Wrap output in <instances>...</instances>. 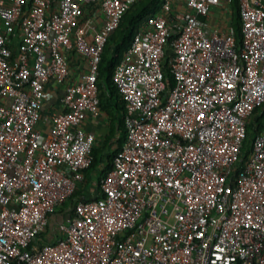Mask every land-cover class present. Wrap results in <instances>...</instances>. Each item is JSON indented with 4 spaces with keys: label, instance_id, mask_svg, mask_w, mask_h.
<instances>
[{
    "label": "built area",
    "instance_id": "built-area-1",
    "mask_svg": "<svg viewBox=\"0 0 264 264\" xmlns=\"http://www.w3.org/2000/svg\"><path fill=\"white\" fill-rule=\"evenodd\" d=\"M139 1L0 0V264H264V132L246 148L264 106V0L240 1V50L234 32L209 24L222 0H164L113 76L124 149L98 197L58 213L94 163L85 124L103 115V54ZM92 5L106 21L75 45ZM75 49L87 65L78 83ZM49 85L65 91L44 120Z\"/></svg>",
    "mask_w": 264,
    "mask_h": 264
},
{
    "label": "trees",
    "instance_id": "trees-1",
    "mask_svg": "<svg viewBox=\"0 0 264 264\" xmlns=\"http://www.w3.org/2000/svg\"><path fill=\"white\" fill-rule=\"evenodd\" d=\"M240 1L232 0L231 4L234 12L232 28L237 41V49L239 50L242 46L243 39ZM163 4L164 0H140L127 13L118 30L111 35L108 41L100 67L98 88L100 92L101 110L108 119L109 131L102 141L97 140L94 150V163L85 172V181L83 184H86V182L92 183L95 179L100 183L102 179L106 178L114 169L115 158L124 149L127 139L125 125L126 107L124 99L114 84L113 76L117 66L129 51L135 36L144 28L150 18L162 13ZM164 72L168 86L167 89L171 90L175 82L168 63L164 65ZM262 132H264V106L254 113V117L250 121L246 141L247 151L250 149L254 137ZM80 188L73 198L64 205L63 209L58 211L59 214L73 213L78 201L88 200L84 197L82 189ZM53 230L54 226H50L48 232L42 236L41 240L44 243L53 242L50 237Z\"/></svg>",
    "mask_w": 264,
    "mask_h": 264
},
{
    "label": "crops",
    "instance_id": "crops-1",
    "mask_svg": "<svg viewBox=\"0 0 264 264\" xmlns=\"http://www.w3.org/2000/svg\"><path fill=\"white\" fill-rule=\"evenodd\" d=\"M56 0L53 7L54 10L58 9V2ZM232 2L222 0V4L219 8H215L209 18V24L213 28H218L223 32H233V22H234V12L232 9ZM106 18L102 13L101 7L98 5L88 6L85 9V14L81 19L80 26L77 30L76 35H74L73 40L75 45L79 37L83 38L87 42H93L94 37L98 31L101 30ZM0 32H5V27L0 22ZM15 41L14 46L22 41V34L20 30H15ZM69 64L72 73V82L78 83L80 77L86 72L87 65L85 59L82 55L75 49L73 52L68 54ZM47 92L50 96L45 102V106L42 110L43 119L51 117L52 114L60 112L62 110V99L65 89L58 88L55 85H49ZM109 122L107 117L103 114L100 119H90L86 122L85 128L88 132L94 133L97 136V140L102 141L109 131ZM40 129L45 133L50 132L49 124L41 121ZM99 183L95 179L94 182L82 184L81 188L83 195L88 200L96 198L99 196Z\"/></svg>",
    "mask_w": 264,
    "mask_h": 264
}]
</instances>
